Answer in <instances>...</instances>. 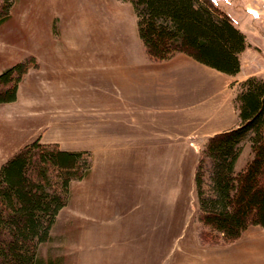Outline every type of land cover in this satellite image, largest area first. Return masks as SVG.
Wrapping results in <instances>:
<instances>
[{
	"label": "rangeland",
	"instance_id": "1",
	"mask_svg": "<svg viewBox=\"0 0 264 264\" xmlns=\"http://www.w3.org/2000/svg\"><path fill=\"white\" fill-rule=\"evenodd\" d=\"M226 2L218 4L234 23L264 29V8L257 21L245 10H259L264 0ZM52 51L60 57L48 58ZM27 54L48 67L47 74L24 83L26 103L21 96L0 109V138L9 140L0 159L8 146L32 141L38 125L44 133L35 136H55L67 149L93 152L91 176L70 184L59 221L66 225L40 246L42 255L78 250V236L65 232L69 217L89 224L76 264H111L104 258L121 246L127 250L123 264H215L230 254L229 243L201 246L194 232L200 230L194 174L205 141H195L201 132L196 111L214 92L221 94L214 69L186 55L149 59L133 7L121 0H14L0 25V72ZM205 85L211 93L205 94ZM209 169L202 158L205 194ZM138 226H157L158 234H140L141 243L134 242ZM151 237L158 246L147 251ZM70 263L67 256L63 264Z\"/></svg>",
	"mask_w": 264,
	"mask_h": 264
},
{
	"label": "trees",
	"instance_id": "2",
	"mask_svg": "<svg viewBox=\"0 0 264 264\" xmlns=\"http://www.w3.org/2000/svg\"><path fill=\"white\" fill-rule=\"evenodd\" d=\"M13 1H0V25L9 19ZM121 1L133 7L138 37L149 59L184 54L226 75L239 71L245 36L229 10L219 6L223 0ZM37 68L36 59L26 56L3 70L0 104L15 101L20 81ZM239 86L233 100L238 125L207 137L199 148L194 184L202 244L230 243L250 226L264 228V78L252 76ZM244 144L251 157L235 171ZM202 158L210 166L208 194L202 190ZM91 167L88 151L62 150L39 138L0 165V264H62L59 258L41 257L39 247L50 239L70 184L83 180Z\"/></svg>",
	"mask_w": 264,
	"mask_h": 264
},
{
	"label": "crops",
	"instance_id": "3",
	"mask_svg": "<svg viewBox=\"0 0 264 264\" xmlns=\"http://www.w3.org/2000/svg\"><path fill=\"white\" fill-rule=\"evenodd\" d=\"M263 8H264L263 5L260 6L259 10L256 8L250 7V6H246L245 10L248 11L247 13L251 18H254L253 20L257 21L260 18V12L261 10H263ZM232 17L234 18V15H232ZM234 25L244 34L245 42H246V46L244 50L240 52L238 55L239 71L235 75H226V74H223L215 70V73L213 75L221 79L219 82L220 83L219 88L221 87L222 95L217 94L216 96V92H214L213 95H210L211 97H213V99H211V97L209 98V100L205 99V101H203V104L196 111L198 118L201 120V124H200L201 132L196 134V136H198L199 138L196 139L195 141L204 140L207 137H210L214 134H217V133H220V132L236 127L239 123V119H238V113L234 106L233 100H234L235 95L238 92V85L244 80H246L247 78L252 77V76H255L258 78H264V29L260 28L261 26H255L253 22H250V24L247 22L246 24V21H238L237 23H234ZM182 55L184 54H176L174 55V57L186 59ZM25 56H33V55L27 54ZM47 56L48 58H52V60L53 58L55 60V58L60 57L59 52L57 51L48 52ZM33 57L36 59L38 63V68L31 69L24 75V77L22 78V80L20 81L18 85L16 101L14 102V104H11V105L0 104V109H5L6 107H9V106L11 107L19 103L21 96H23V94L26 92L24 89V83L28 79L31 80L33 78H36L38 80L39 76L47 74L48 67H44L42 62H39L35 56ZM56 79L57 78H55V80ZM56 82H58V80H56ZM29 84L32 85L31 88H33V91H35V83L34 84L29 83ZM203 87L205 91L206 85ZM206 90L207 91L205 92V94L209 91V88H206ZM208 93H211V91H209ZM37 99L35 98V100ZM25 100L28 101V99L23 96V99H22L23 104L26 103ZM41 128H42L41 125H38L37 127H35L34 128L35 130H33L31 134L29 135V139L32 138L34 140L35 137L36 138L38 137L40 139V142L55 143L62 150H66V151L85 150L91 154L92 167L88 175L84 178V179H88L91 176L92 168H93V152L90 150V148L78 149V150L77 149H67V147L64 146L63 144L64 143L63 139L61 140L59 138H56L55 136H52L53 138L48 137V139H43L42 134L35 136L34 135L35 131L44 133V129L43 131H40ZM68 135H70V133H68ZM102 135L104 138L105 132ZM4 139L5 137L4 135H2L0 138V147L5 146V144L3 143L9 142V140H4ZM27 143H24V142L15 143V144H12V146L10 145L6 149H4L5 153L3 157L0 159V165L4 163L15 151H17L19 148H21ZM250 157H251V154H250L249 145L244 144L242 147L241 153L235 162L234 170L235 171L241 170L246 164V162L250 159ZM66 205L58 212L55 222L52 225L51 230H50V239L46 243H44V245L50 242V240L52 239L51 233L56 228L60 229L62 224L66 225L64 221H62L61 223L59 222L60 213L62 210L66 208ZM86 216L88 217L89 215L86 214ZM69 219H73V220H70L67 222L69 229L65 230V232L67 233L70 232L69 234H72V236H76V237L78 236V238L80 236L79 239L77 238L78 246H79L78 250L77 251L73 250L72 253L71 252L67 254L64 253V255H53L51 251L49 250L45 255H42L40 253L41 257L45 259L46 258H51V259L59 258L63 264V260L68 256V259L72 261V264L73 263L76 264V258L79 255L80 248L82 247L81 237L86 235L85 233H86V230L89 224L87 223V227H85V223L76 221L73 217L71 218L69 217ZM152 229H153V226L151 230H148V229L142 230L140 226L135 227L132 233L134 234V236H139V237L134 238L133 241L134 242L139 241L141 243L140 234L148 235L149 232L153 233V231H155L157 235L158 234L157 226L155 230H152ZM194 232H196V237H197V241L199 245L202 246V243L200 242L198 238V233H197L198 227L197 229H195ZM157 239L158 238L156 237V245H153V238L151 239L150 244L147 243L145 245L147 251H152L154 247L157 248L158 246ZM229 244H230V254L226 255L225 258H223L222 260L215 262V264H264V228L260 226H250L242 233V235L237 240ZM203 245H207V244H203ZM39 249H41V247H39ZM140 249L143 250L142 244L140 245ZM117 251H118V255H117ZM111 253L112 251H110L104 259L109 260V263L112 262L111 264H117V261L119 262V264H123L124 259L127 256L126 246L119 247L115 251V256H111Z\"/></svg>",
	"mask_w": 264,
	"mask_h": 264
}]
</instances>
